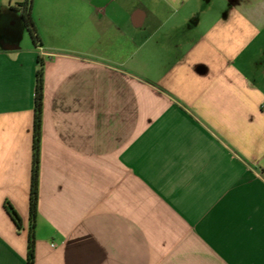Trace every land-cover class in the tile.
<instances>
[{
    "label": "crops",
    "instance_id": "obj_1",
    "mask_svg": "<svg viewBox=\"0 0 264 264\" xmlns=\"http://www.w3.org/2000/svg\"><path fill=\"white\" fill-rule=\"evenodd\" d=\"M0 0V264H264V0ZM22 220L18 230L4 208Z\"/></svg>",
    "mask_w": 264,
    "mask_h": 264
},
{
    "label": "trees",
    "instance_id": "obj_2",
    "mask_svg": "<svg viewBox=\"0 0 264 264\" xmlns=\"http://www.w3.org/2000/svg\"><path fill=\"white\" fill-rule=\"evenodd\" d=\"M21 18L23 24L32 36L37 39L36 29L31 16V0H27L24 4H20ZM39 41V40H38ZM43 65L40 63L36 72L35 90H34V118H33V138H32V162L30 177V193H29V220H28V240H27V264H34V245L35 239L33 235L34 224L37 218L38 205V186H39V167H40V150L42 140V114L44 99V83H43ZM4 208L11 219L14 221L18 230L22 229V220L14 210L12 205L4 202Z\"/></svg>",
    "mask_w": 264,
    "mask_h": 264
}]
</instances>
